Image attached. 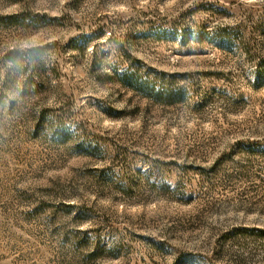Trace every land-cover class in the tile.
<instances>
[{
  "label": "rangeland",
  "instance_id": "1",
  "mask_svg": "<svg viewBox=\"0 0 264 264\" xmlns=\"http://www.w3.org/2000/svg\"><path fill=\"white\" fill-rule=\"evenodd\" d=\"M261 231L264 0H0V264H264Z\"/></svg>",
  "mask_w": 264,
  "mask_h": 264
},
{
  "label": "trees",
  "instance_id": "2",
  "mask_svg": "<svg viewBox=\"0 0 264 264\" xmlns=\"http://www.w3.org/2000/svg\"><path fill=\"white\" fill-rule=\"evenodd\" d=\"M122 77V80L125 82V83H128L129 85L131 86H134L136 89L142 91V92H148L150 91L151 92V96H156L158 97L159 99H166L169 97H176V95H182L183 92H185V90H182L180 89L181 91L176 92V93H171V94H167L166 92L164 91H157L156 90V85H154V83L152 82V80L154 79H149L148 78H142V76L138 75L137 73H125L123 75H119ZM166 96V97H165ZM261 232H264V231H261Z\"/></svg>",
  "mask_w": 264,
  "mask_h": 264
}]
</instances>
